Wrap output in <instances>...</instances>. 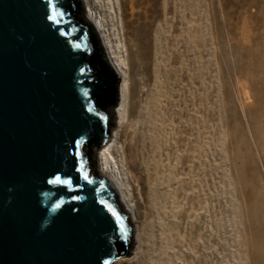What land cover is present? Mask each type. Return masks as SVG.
<instances>
[{"label":"rangeland","instance_id":"1","mask_svg":"<svg viewBox=\"0 0 264 264\" xmlns=\"http://www.w3.org/2000/svg\"><path fill=\"white\" fill-rule=\"evenodd\" d=\"M85 3L124 64L113 155L143 263L264 264V0ZM148 173L162 182L152 216Z\"/></svg>","mask_w":264,"mask_h":264},{"label":"water","instance_id":"2","mask_svg":"<svg viewBox=\"0 0 264 264\" xmlns=\"http://www.w3.org/2000/svg\"><path fill=\"white\" fill-rule=\"evenodd\" d=\"M105 48L84 0H0V264L131 254L129 216L96 157L119 105Z\"/></svg>","mask_w":264,"mask_h":264},{"label":"bare ground","instance_id":"3","mask_svg":"<svg viewBox=\"0 0 264 264\" xmlns=\"http://www.w3.org/2000/svg\"><path fill=\"white\" fill-rule=\"evenodd\" d=\"M84 2H85V0H84ZM85 5H86L88 16L97 24V26L100 30V33L102 34V36L106 42V45H107V48H105L106 55H107L111 65L114 67L115 71L118 74V79L120 81V84H119V105L114 109L113 112H114V115L117 119L115 121V126L120 127L121 120L124 119V105H125V85H124L125 83L123 80L124 64H123V61L121 60V56H119V54L116 53V49L113 48L108 43L107 39L105 38L104 27H103V24L101 22L100 17H95V16L93 17V15H91V13H89L90 9L86 3H85ZM262 101L263 100H262L261 95H260L258 104L261 105ZM144 118H146V121L144 123L146 125L147 132H152L153 124L155 122V120H154L155 118L151 115L150 111L144 112ZM137 122L140 123L139 120ZM116 140H117L116 131L111 132L110 139L107 142V144L97 152L96 157L98 160V171H99L100 175L106 177L108 179V181L113 185L114 189L118 193L119 203H120L122 209L129 216L130 223L137 224V227L134 230L135 248H134L132 254L128 257L118 259L115 262V264H144L142 261V258H141L142 246H143V235L145 232L144 224L141 221V214H140L138 208L131 205V201L129 198L130 197L129 191L127 190V187H126L125 182H124V178L122 176V173L120 171L118 163L115 159V156L113 155V151H114V148L116 145ZM259 145L261 147V150L263 149V151H264L263 141L259 140ZM161 184H162V182L159 179H157L155 176H151L150 173H148L147 192H146V198H145L146 200L144 201V203L146 206L147 205L149 206L147 213L150 216H152L153 214L156 213L155 210H157V209L161 210L162 209V207H160V205L156 206V204H155L156 200L159 201L158 194H159V192H161V191H159ZM163 246L165 247V245L161 246V248H160L161 251L163 250L162 249ZM166 247H167V245H166ZM167 259H168V257H167ZM158 260H159V262H161V264H165L164 263L165 259H162L161 256L158 258ZM263 260H264V258H263Z\"/></svg>","mask_w":264,"mask_h":264},{"label":"snow or ice","instance_id":"4","mask_svg":"<svg viewBox=\"0 0 264 264\" xmlns=\"http://www.w3.org/2000/svg\"><path fill=\"white\" fill-rule=\"evenodd\" d=\"M55 15H57V13L55 12V9H53V13L51 15H48L47 19L50 20V21L55 22ZM52 182L56 183V184H59L61 182L60 177H56V179L53 180ZM65 183H70V182L69 181H65Z\"/></svg>","mask_w":264,"mask_h":264}]
</instances>
